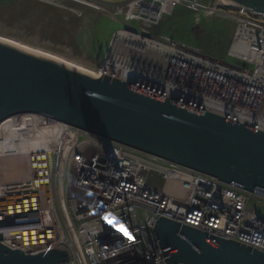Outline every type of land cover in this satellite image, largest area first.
<instances>
[{
    "label": "built area",
    "instance_id": "obj_1",
    "mask_svg": "<svg viewBox=\"0 0 264 264\" xmlns=\"http://www.w3.org/2000/svg\"><path fill=\"white\" fill-rule=\"evenodd\" d=\"M82 1L123 25L112 35L100 74L118 78L103 70L110 59L140 76L127 82L159 100L264 132L263 17L227 0H147L138 10L139 0L122 6ZM178 7L195 24L212 18L234 24L224 60L165 36L148 37L145 26ZM14 126L8 118L0 122L2 245L25 255L62 250L67 257L59 264H168L153 231L164 218L211 243L220 238L264 253L260 194L46 117L35 134L18 128L8 143L2 134Z\"/></svg>",
    "mask_w": 264,
    "mask_h": 264
},
{
    "label": "water",
    "instance_id": "obj_2",
    "mask_svg": "<svg viewBox=\"0 0 264 264\" xmlns=\"http://www.w3.org/2000/svg\"><path fill=\"white\" fill-rule=\"evenodd\" d=\"M264 17V0H227ZM39 114L264 197V132L196 113L143 88L91 76L0 42V122ZM168 264H264V253L158 219L154 229ZM1 241V236H0ZM62 250L25 255L0 243V264H59Z\"/></svg>",
    "mask_w": 264,
    "mask_h": 264
},
{
    "label": "rangeland",
    "instance_id": "obj_3",
    "mask_svg": "<svg viewBox=\"0 0 264 264\" xmlns=\"http://www.w3.org/2000/svg\"><path fill=\"white\" fill-rule=\"evenodd\" d=\"M100 3L125 5L129 0H90ZM135 3V9L146 6ZM82 0H0V38L22 45L32 51L51 54L64 59L67 64L83 70H99L98 66L105 58L114 32L123 30V25L109 17L92 10ZM145 12V10H140ZM145 19L144 22L149 23ZM138 33L137 26L132 25ZM124 29H127L125 27ZM148 37L165 36L175 42L199 49L210 57L224 60L234 31V24L227 20L203 19L193 22L191 12L176 8L165 15L157 25L145 26ZM126 42V39H116ZM144 63H151L149 56H138L129 52ZM8 118L14 127L7 128L3 139L10 143L16 130L19 134H35L42 118L27 115ZM15 120V121H13ZM35 141H32L34 143ZM29 144V143H27Z\"/></svg>",
    "mask_w": 264,
    "mask_h": 264
},
{
    "label": "bare ground",
    "instance_id": "obj_4",
    "mask_svg": "<svg viewBox=\"0 0 264 264\" xmlns=\"http://www.w3.org/2000/svg\"><path fill=\"white\" fill-rule=\"evenodd\" d=\"M147 0H139L137 1L136 3H139V6L143 3H147L146 2ZM263 20H264V17H263ZM120 35L123 36V32H120ZM127 35V34H126ZM128 38L132 41V42H136V43H139V44H144V45H153L152 42H150L149 39H146V38H143V37H135V36H130V35H127ZM0 42H3V43H6L8 45H11V46H14L16 48H19L21 50H24V51H27L29 53H32V54H35V55H38V56H42V57H45V58H48V59H51V60H54L64 66H67L69 68H72L74 70H77L79 72H83L85 74H88V75H91V76H98L100 74L99 70L97 72L95 71H89V70H83L81 68H77V67H74V66H71L69 64H67V62H65L64 59H61L59 57H56L54 55H51V54H44V53H40L38 51H32V49H27L26 47L22 46V45H17L16 43H13L12 41H9V40H5V39H1L0 38ZM158 46V44H155ZM162 49H164V45H161L160 46ZM103 70L105 72H114L115 75L118 77V78H121L122 80L124 81H134V80H137L140 78V76H138V74L132 70H129L128 68L120 65V64H116L114 63L113 61H111L110 59H106L105 63H104V67H103ZM140 80V79H139ZM28 115H34V116H38L40 118H45L44 116L42 115H39V114H28ZM16 116V115H15Z\"/></svg>",
    "mask_w": 264,
    "mask_h": 264
}]
</instances>
